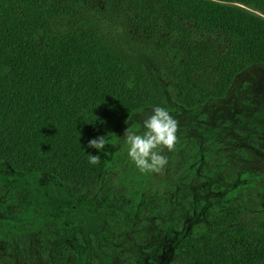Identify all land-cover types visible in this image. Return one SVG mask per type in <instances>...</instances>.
Segmentation results:
<instances>
[{
  "label": "trees",
  "instance_id": "obj_1",
  "mask_svg": "<svg viewBox=\"0 0 264 264\" xmlns=\"http://www.w3.org/2000/svg\"><path fill=\"white\" fill-rule=\"evenodd\" d=\"M126 29L153 39L185 110L195 142L177 170L142 173L116 147L150 102L139 65L114 40ZM256 64L264 0H0V237L51 249L61 263L129 250L120 264H150L165 248L177 264H264V217L235 218L249 191L264 198V158L228 174L208 162L237 134L261 141L264 90L226 128L203 109ZM101 135L111 143L89 147ZM113 166L118 190L89 191Z\"/></svg>",
  "mask_w": 264,
  "mask_h": 264
},
{
  "label": "rangeland",
  "instance_id": "obj_2",
  "mask_svg": "<svg viewBox=\"0 0 264 264\" xmlns=\"http://www.w3.org/2000/svg\"><path fill=\"white\" fill-rule=\"evenodd\" d=\"M114 40L119 46L122 56L130 59L132 62L139 65L142 75V80L146 83L149 93V104L140 108L133 116V120L127 125L123 126L119 132L116 147L126 148L124 143V132L130 127L138 134L145 131L143 121L152 113L155 107L165 108L174 119L178 121V131L181 137L175 145L173 151L163 150V155L168 159V163L163 168L164 172L171 165L172 169H178L181 160L186 159L194 148V136L188 131L187 119L184 116L183 106L175 101V91L173 81L166 77L162 62L163 55L156 48L153 39L143 32L136 30L125 31L119 30L114 35ZM264 90V65L256 64L247 70L237 73L225 93L218 99L212 100L208 103V107H203L208 112L210 123L218 122L222 124L223 128L236 122L233 115L234 111L239 110V105L252 106L256 104L262 96ZM211 100V99H210ZM233 107V110H232ZM183 138H182V133ZM182 138V140H180ZM264 135H261V141L253 139L248 136L237 134L235 142H225L224 146L215 149L214 153L208 159L210 165H218L224 174L230 171H235L236 167L249 166L259 167L264 158ZM238 140V141H237ZM224 141H222L223 143ZM114 148V143H113ZM104 150V149H103ZM114 151V150H113ZM168 153H171L168 157ZM239 157L235 163H229V156L231 154ZM211 165V166H212ZM234 166V168H232ZM118 169L109 167L105 173L104 180L101 181L100 186L87 185L89 191L94 193L109 192L113 193L118 190ZM239 207V211L235 218L240 223L252 226L256 220L264 217V198L257 197L253 191H249L245 200L241 203H235ZM219 216L217 210L213 211L212 217ZM229 218V216H227ZM69 247H71L69 245ZM146 247H150L147 245ZM51 248V247H49ZM143 248L131 249L132 253L141 255ZM109 260L90 259L89 262L83 264H120L124 259L131 258L129 250H120L115 254L109 255ZM150 264H177L180 260V254L177 251H167L163 248L162 253L156 257L151 258ZM76 264L75 262L61 263L59 257L50 249L43 250L40 247H30L25 245L23 241L15 242L13 239L7 240L0 237V264ZM80 263V262H79ZM82 264V263H80ZM138 264H142L139 263ZM145 264V263H143Z\"/></svg>",
  "mask_w": 264,
  "mask_h": 264
},
{
  "label": "clouds",
  "instance_id": "obj_3",
  "mask_svg": "<svg viewBox=\"0 0 264 264\" xmlns=\"http://www.w3.org/2000/svg\"><path fill=\"white\" fill-rule=\"evenodd\" d=\"M145 131L137 133L130 127L124 132V143L127 145V155L140 172H161L168 159L163 150L173 151L177 143L178 121L163 107H155L143 121ZM111 141L101 135L88 141L89 147L103 150ZM101 157L89 153L90 164L98 165Z\"/></svg>",
  "mask_w": 264,
  "mask_h": 264
}]
</instances>
